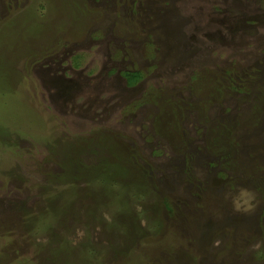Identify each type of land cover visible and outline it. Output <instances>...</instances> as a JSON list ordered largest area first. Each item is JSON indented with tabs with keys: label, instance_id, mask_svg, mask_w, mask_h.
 Returning a JSON list of instances; mask_svg holds the SVG:
<instances>
[{
	"label": "rangeland",
	"instance_id": "obj_1",
	"mask_svg": "<svg viewBox=\"0 0 264 264\" xmlns=\"http://www.w3.org/2000/svg\"><path fill=\"white\" fill-rule=\"evenodd\" d=\"M0 264H264V0H0Z\"/></svg>",
	"mask_w": 264,
	"mask_h": 264
},
{
	"label": "clouds",
	"instance_id": "obj_2",
	"mask_svg": "<svg viewBox=\"0 0 264 264\" xmlns=\"http://www.w3.org/2000/svg\"><path fill=\"white\" fill-rule=\"evenodd\" d=\"M228 198L234 212L245 213L254 207L255 193L247 187H238L228 194Z\"/></svg>",
	"mask_w": 264,
	"mask_h": 264
},
{
	"label": "trees",
	"instance_id": "obj_3",
	"mask_svg": "<svg viewBox=\"0 0 264 264\" xmlns=\"http://www.w3.org/2000/svg\"><path fill=\"white\" fill-rule=\"evenodd\" d=\"M123 76L126 78L129 85H134L142 79L141 71H125Z\"/></svg>",
	"mask_w": 264,
	"mask_h": 264
}]
</instances>
